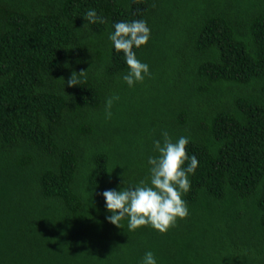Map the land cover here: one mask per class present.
Here are the masks:
<instances>
[{
	"label": "trees",
	"instance_id": "1",
	"mask_svg": "<svg viewBox=\"0 0 264 264\" xmlns=\"http://www.w3.org/2000/svg\"><path fill=\"white\" fill-rule=\"evenodd\" d=\"M0 264H264V0H0Z\"/></svg>",
	"mask_w": 264,
	"mask_h": 264
}]
</instances>
